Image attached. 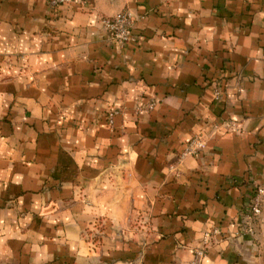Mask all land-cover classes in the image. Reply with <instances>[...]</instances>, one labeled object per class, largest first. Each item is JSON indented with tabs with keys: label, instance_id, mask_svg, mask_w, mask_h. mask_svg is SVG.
Returning a JSON list of instances; mask_svg holds the SVG:
<instances>
[{
	"label": "crops",
	"instance_id": "obj_1",
	"mask_svg": "<svg viewBox=\"0 0 264 264\" xmlns=\"http://www.w3.org/2000/svg\"><path fill=\"white\" fill-rule=\"evenodd\" d=\"M92 2L0 0V264H251L264 0ZM119 11L121 46L99 24Z\"/></svg>",
	"mask_w": 264,
	"mask_h": 264
},
{
	"label": "built area",
	"instance_id": "obj_2",
	"mask_svg": "<svg viewBox=\"0 0 264 264\" xmlns=\"http://www.w3.org/2000/svg\"><path fill=\"white\" fill-rule=\"evenodd\" d=\"M80 3L82 9H90L91 5L89 0H51L49 3L51 8H59L63 5H72L73 3ZM52 8V9H53ZM134 17L128 11H120L111 17H100L99 24L104 29L107 39L116 45H124L134 39ZM222 99L221 91L219 88L214 90V100L220 101ZM116 112L109 113L111 118ZM205 148V143L197 137L188 141L180 153V158L192 156ZM264 208V180L256 187L252 195L248 198L241 214V234L253 238L256 232V226ZM210 238V233L204 235V243ZM204 248L195 250L194 258L190 264H201L204 257Z\"/></svg>",
	"mask_w": 264,
	"mask_h": 264
},
{
	"label": "rangeland",
	"instance_id": "obj_3",
	"mask_svg": "<svg viewBox=\"0 0 264 264\" xmlns=\"http://www.w3.org/2000/svg\"><path fill=\"white\" fill-rule=\"evenodd\" d=\"M51 0H48V9H49V14H52L54 11H56L55 8H51L52 5H50ZM89 3L91 5L90 10L93 9V2L92 0H89ZM75 5H77L79 8H81L80 3H73ZM84 10V9H83ZM89 10V9H88ZM120 12V11H119ZM118 13V12H117ZM116 14V13H115ZM113 14V15H115ZM113 15L110 16H102V17H111ZM51 34V33H50ZM4 58H0V68H1V64L3 63ZM10 61H15V62H20V64L24 63V57L20 56V57H11ZM264 210V209H263ZM263 210H262V214L259 218V222L257 223L256 226V232L252 238L253 244H254V249H252V254L251 256V264H264V221H263ZM93 237L92 240H94V242H97L99 240H101L102 237V231H104V225H102L100 222L99 223H95L93 226ZM97 247V246H96Z\"/></svg>",
	"mask_w": 264,
	"mask_h": 264
}]
</instances>
